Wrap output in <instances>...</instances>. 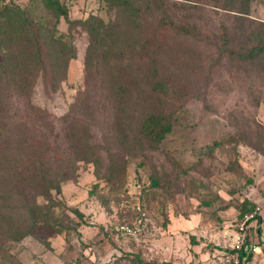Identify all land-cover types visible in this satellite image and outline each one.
Listing matches in <instances>:
<instances>
[{
  "label": "rangeland",
  "instance_id": "obj_1",
  "mask_svg": "<svg viewBox=\"0 0 264 264\" xmlns=\"http://www.w3.org/2000/svg\"><path fill=\"white\" fill-rule=\"evenodd\" d=\"M59 1L67 16L53 26L42 0H0V7L28 8L71 42L73 58L58 89L38 78L30 96L55 118L68 114L78 92L98 96L85 68L92 29L116 25L115 36L137 42L128 14L109 0ZM165 1L202 37L182 34L174 55L161 59L160 76L183 91L163 106L173 112L172 131L159 144L138 136L136 119L150 108L139 100L146 89L141 76H131L139 97L125 110L127 138L117 139L106 112H94L97 158L80 163L76 179L59 192L36 198L53 228L37 225L0 243V264H239L232 250L245 242L252 245L245 264H264V53L253 61L236 56L264 44V0ZM249 205L259 219L247 220L248 212L239 218Z\"/></svg>",
  "mask_w": 264,
  "mask_h": 264
},
{
  "label": "trees",
  "instance_id": "obj_2",
  "mask_svg": "<svg viewBox=\"0 0 264 264\" xmlns=\"http://www.w3.org/2000/svg\"><path fill=\"white\" fill-rule=\"evenodd\" d=\"M109 1L128 14V28L137 42L133 45L130 37L115 36L112 27L116 25L100 23L92 29L90 34L95 38L89 40L85 68L88 76L94 77L92 88L99 91L98 96L78 92L68 114L59 118L34 105L30 96L38 78L45 88L58 89L73 58L71 42L53 28L59 17L67 16L64 5L59 0H42L44 11L54 18L52 27L48 21L30 17L28 8L7 4L0 7L1 244L30 234L37 225L53 228L49 212L40 209L36 198L47 197L51 191L59 192L63 182L76 179L80 163L97 158L95 146L90 143L94 112H106L110 118L106 123L109 122L117 139L127 138L125 110L139 97L138 92H132L138 91V87L130 81L131 76H141L138 83L146 89L139 100L142 106L150 108L136 119L138 136L159 144L172 131L173 112L163 106L175 103L183 91H179L173 78L160 76L161 59L164 55H174V50H170L175 49L182 34L195 42L202 37L196 25L186 19L178 21L176 15L170 14L165 0ZM240 6L238 10L245 12L246 8L242 7L245 5ZM98 51L104 57L99 63L96 61L95 69L91 62H95ZM260 53H264V44L238 51L236 56L253 61ZM254 210L253 205L241 208L239 218ZM256 219L259 217L255 215L250 218ZM251 246L245 242L241 249L232 250L238 253L239 264L250 260ZM135 261V264H152Z\"/></svg>",
  "mask_w": 264,
  "mask_h": 264
},
{
  "label": "built area",
  "instance_id": "obj_3",
  "mask_svg": "<svg viewBox=\"0 0 264 264\" xmlns=\"http://www.w3.org/2000/svg\"><path fill=\"white\" fill-rule=\"evenodd\" d=\"M256 212V209L254 210V212H252V213H254V214H256L255 213ZM254 215H251V213L249 214V215H247L245 218L247 219V220H249L251 217H253ZM121 229H123V227H121ZM237 248H238V246H237Z\"/></svg>",
  "mask_w": 264,
  "mask_h": 264
},
{
  "label": "crops",
  "instance_id": "obj_4",
  "mask_svg": "<svg viewBox=\"0 0 264 264\" xmlns=\"http://www.w3.org/2000/svg\"><path fill=\"white\" fill-rule=\"evenodd\" d=\"M260 232V231H259Z\"/></svg>",
  "mask_w": 264,
  "mask_h": 264
}]
</instances>
